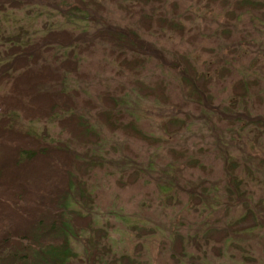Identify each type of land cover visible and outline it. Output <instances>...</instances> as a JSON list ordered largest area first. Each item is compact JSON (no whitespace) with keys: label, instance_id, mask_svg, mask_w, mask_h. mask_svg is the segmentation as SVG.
<instances>
[{"label":"rangeland","instance_id":"rangeland-1","mask_svg":"<svg viewBox=\"0 0 264 264\" xmlns=\"http://www.w3.org/2000/svg\"><path fill=\"white\" fill-rule=\"evenodd\" d=\"M105 1L107 10H102L110 29L136 28L155 45L154 64L143 72L151 92L125 95L132 102L119 108L116 126L107 121L102 109L110 103L97 97L105 85L129 86L130 79L118 75L106 42L91 43L81 51L77 66L84 77L71 75L69 86L78 90L76 109L87 111V121L96 125L99 145L93 144L94 137H75L63 112L60 119L25 113L9 118L15 143L38 153L41 143L55 142L68 155L98 156L90 168L77 172L92 193L85 217L94 220L98 243L111 246L115 254L133 257L138 264H176L184 253L187 263L191 257L195 264H264V218L258 212L264 207V0H253L260 3L257 10L244 6L246 0H240L242 8L236 10L237 0H148L149 5L128 4L131 16L119 8L121 0ZM20 5L12 10L0 6L10 12L1 19L0 30L30 26L18 20L25 14ZM156 7L168 12V19L176 18L172 14L177 7L179 20L174 22L179 28L161 30L157 22L151 30L141 26L142 9ZM33 21L34 26L43 22L42 17ZM188 66L206 75L199 77L201 97L191 95L181 79L193 76ZM242 79L249 82L247 94L235 89ZM9 89L0 87V101L5 102ZM54 114L57 118V111ZM130 122L139 132L132 131ZM3 148L0 169L12 163L30 173L42 159L37 155L32 162L20 160L15 148ZM63 177L58 182L62 189ZM233 188L237 191L232 195ZM4 203L2 213L12 220L14 236L28 234L25 218L30 219L33 208L24 216L21 208L18 212ZM245 203L258 222L246 220L238 236L224 235L237 220L246 219ZM3 242L0 234V245ZM86 244L82 238L73 241L79 254L75 264H84Z\"/></svg>","mask_w":264,"mask_h":264},{"label":"trees","instance_id":"trees-1","mask_svg":"<svg viewBox=\"0 0 264 264\" xmlns=\"http://www.w3.org/2000/svg\"><path fill=\"white\" fill-rule=\"evenodd\" d=\"M248 1L243 5L253 10L259 8L260 3ZM135 3L149 5L148 0H121L119 8L129 14V5ZM15 4H21V8L25 10L23 17L18 20L27 24V27L30 23V26L18 27L9 32L6 29L0 30V87L11 86V94L6 96L5 102L0 101V147L4 149L6 145L15 148L20 160L32 162L37 155L42 159L37 160L30 173L22 172L12 163L6 167L3 164L4 167L0 169V234L4 241L0 245V264H75V261L79 260V254L73 248V241L77 238H82L87 243L86 247L88 246L81 257L84 264H138L133 257L115 254L111 246H101L98 243L99 231L95 229L94 220L91 222L85 217L84 208H89L92 193L80 180L78 172L82 174L81 170L90 168L89 166L96 162L97 154L95 158L94 155H68L60 152L57 143L47 141L46 144L38 145L39 154L36 149L20 147L15 143L18 141L9 118L25 113L30 117L34 115L51 120L60 119L63 112V116L69 118L68 125L75 129V137L78 133L81 138L94 137V140H97L98 136L94 134L96 125L89 123L85 116L88 112L76 109L78 90L69 86L71 75L75 74L80 79L84 77L77 71V66L82 60L81 51L90 47L91 43L106 42L108 50L114 55L118 75L129 76V86L122 82L105 85L107 89L97 97L110 103L104 106L102 115L116 126L114 118L119 115V108L128 107L132 102L129 101L130 98H125V95L130 96L135 91L147 90L144 94L151 92L144 82L143 72L150 71L147 67L154 64L151 55L155 45L138 34L136 28L116 26L110 29V25L106 24L107 16L103 13L108 5L105 0H0V6L11 10L16 8ZM172 6L174 3L171 2ZM233 7L234 10L242 8L240 0L235 1ZM7 8L0 10V15L3 16L0 21L9 17ZM176 9L172 14L176 18L172 19L166 18L169 13L160 8L154 9L156 12H145L146 10L142 9L138 23L143 27L147 26L149 30L153 28L151 24L156 22L161 30L164 26L170 29L179 28V23L174 22L179 20ZM59 15L62 20L57 19ZM41 17L43 22L34 26L33 20L37 21ZM70 51L71 54L68 55ZM188 68L193 76H182L181 79L186 82L191 95L201 97L203 89L199 77L204 78L206 75L198 74L193 67ZM162 85L163 82L157 87L160 86L161 90ZM248 85L249 82L242 79L235 84V89L245 90L247 94ZM84 93L90 99L89 93ZM55 111L58 113L57 118ZM132 124L130 122L128 126H132L130 128L134 131ZM134 132L139 131L136 128ZM3 139L6 140L5 143ZM97 142L100 140L94 141L93 144L99 145ZM89 149L90 153L92 148ZM112 166L114 167V164ZM62 176V183L65 182L63 185L66 186L63 189L58 183ZM233 183L238 185L239 182ZM236 191L233 188L232 195ZM4 201L9 202L17 211L21 208L24 216L33 208V212L28 216L30 219L25 218L29 227L28 234L14 236L16 233L9 228V222L12 220H7L2 213ZM244 207L247 215L254 217L253 221L246 215L245 220H237V223L230 227V231L223 233L224 235L230 232L238 236L241 231L237 230L246 224V220L252 224L258 222L249 204L245 203ZM258 212L261 218H264V207ZM185 255L184 253L179 256L176 264H195L191 257L187 263L184 259L187 257L188 260L189 256Z\"/></svg>","mask_w":264,"mask_h":264}]
</instances>
